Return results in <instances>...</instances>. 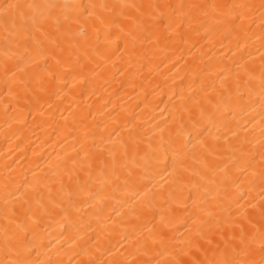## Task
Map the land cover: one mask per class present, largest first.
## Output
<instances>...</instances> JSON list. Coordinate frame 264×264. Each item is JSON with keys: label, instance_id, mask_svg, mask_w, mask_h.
Segmentation results:
<instances>
[{"label": "snow or ice", "instance_id": "1", "mask_svg": "<svg viewBox=\"0 0 264 264\" xmlns=\"http://www.w3.org/2000/svg\"><path fill=\"white\" fill-rule=\"evenodd\" d=\"M257 21L258 33L253 31ZM0 33V69L12 94L13 119L21 124L27 114L43 108L45 97L63 98L68 94L65 89L76 86L95 94L97 85L110 83L105 77L110 68L115 69L113 78L117 73L134 78L133 70L138 72L158 52L180 46L191 52L197 45L207 46V52L195 58V87L189 86L186 94L183 89L173 93L177 102L165 123L183 127L195 117V124L203 123L211 139L198 141L200 167L193 170L185 161L197 145L185 151L190 141L178 147L170 138L162 154L148 145L150 151L141 155V141L127 123V137L118 127L109 130V124L99 134L89 128L88 106L87 114L79 115V126L69 129L74 139L71 152L57 154L47 170L37 164L30 180L16 183L6 177L0 186V264H264V0L211 4L0 0ZM257 41L258 68L250 50ZM256 88L261 101L258 161L255 144L248 138L256 125L249 128L251 121L242 125L235 119L238 111H246L243 105ZM109 123L118 122L112 118ZM149 164L154 175L163 178L167 173L170 190L165 203L176 209L170 207L161 215L159 226L125 229L117 243L127 245L128 256L118 259L103 247L101 233L115 228L113 213L121 220L136 215V209L122 211L127 201L117 194L136 185L133 167ZM155 199L154 195L138 210L145 218L153 212ZM110 201L115 204L109 211ZM56 217L64 221L60 239L71 243L65 249L58 240L60 246L49 248L47 259H32L42 236L50 234L46 225ZM93 220L106 221L99 232ZM104 255L113 258L104 261Z\"/></svg>", "mask_w": 264, "mask_h": 264}, {"label": "bare ground", "instance_id": "2", "mask_svg": "<svg viewBox=\"0 0 264 264\" xmlns=\"http://www.w3.org/2000/svg\"><path fill=\"white\" fill-rule=\"evenodd\" d=\"M19 2L71 4L87 3L88 0H19ZM106 2L147 4L162 3L164 0H106ZM172 2H176V0H172ZM185 2L209 4L224 2L258 3L259 0H185ZM258 23L259 21L253 24V31L256 33L259 32ZM200 44H205V41L201 40ZM2 48L3 34L0 33V55H2ZM198 49H200V45L193 48L191 52L184 46H180L175 51L169 49L158 52L138 72L133 70L135 73L134 78L129 77L127 74L120 76L118 73L113 78L112 74L115 69L110 68L105 73V77L110 79V83L104 87L97 85L95 94H91L86 87L82 92L80 86H76L71 91L65 89L68 94L63 98L45 97L41 100L43 108H40L39 111L34 109L31 114H27L26 122L23 124L13 119L14 112L12 109L14 103L12 102V94L9 92V84L5 83L3 71L0 69V186H2L6 177L14 179L16 183L24 181L25 178L30 180L32 172L38 170L37 164L47 170V163L49 161L55 162L57 154L63 155L66 150L71 152L74 139L73 135L69 134V129H76L79 126V115L87 114L88 106H90L92 113L86 121L89 128H94L99 134L100 130L104 129L105 124H109V130L112 127H118L125 137L128 135V129L133 130L134 135L138 136L141 141V155L144 151H150L148 145H151L152 149L162 154L163 149L168 147L170 138L178 147L190 141L185 151L192 149L193 145H197L195 152L189 155L185 163L190 169H198L200 167L198 163V141L204 139L210 143L209 130L205 128L203 123L196 125L195 117L192 122L185 123L183 127L171 122L165 123L166 120H169L173 104L177 102V95L180 91L183 89L186 94L189 86L195 87L192 84L193 67L198 63L195 58L201 56L202 52H207V46ZM258 49L259 41L250 49L257 68L260 64ZM181 57L183 59H180ZM207 58V56H204L205 60ZM21 67L24 66L21 65ZM116 67H120V65L117 64ZM28 70L30 71V69ZM13 71H16V69L13 68ZM13 91L15 90L13 89ZM174 92L177 95H173ZM247 100L248 103L243 105L246 111H238L235 119L241 121L242 125L246 121H251V124L247 125L249 128L256 125L255 131L248 138L255 144L256 160L258 161L260 150V127L258 122L261 111L259 88H256L254 94L247 97ZM49 103L52 105L51 108L48 107ZM6 110L7 115L5 114ZM41 112H43V115L40 114ZM74 116L76 117L75 122ZM92 116H95V120L92 119ZM65 117L68 118L67 122L64 119ZM253 117H255L254 120ZM112 118L117 119L118 123L116 125L109 123ZM125 123H127L128 129L124 128ZM210 131L215 134L214 128H211ZM243 135L244 133L241 132V136ZM105 137L107 138V132H105ZM248 147L251 148L252 145ZM141 163L144 162L141 161ZM132 170L136 185L134 187L130 186L127 190L122 189L117 196L119 199L127 201L122 211L129 213L130 210L136 209V215H125L121 220L113 213L112 218L116 221L115 228L101 233L103 247L111 249L118 259L128 256L127 245L121 247L117 243L121 240V234L125 229L131 231L132 228H135L139 231L146 227L159 226L161 215H167L170 207L176 209V205L165 203L167 192L170 190L167 173L163 178L154 175V169L150 164L143 169L133 167ZM169 170L171 169L169 168ZM154 195L156 197L155 208L145 218V215L138 210L146 200L152 199ZM187 195L189 193L185 189V196ZM114 204L115 201L109 202V211ZM0 206H2V199H0ZM104 215H107V213ZM153 215L155 219H152ZM137 216L140 218L137 219ZM149 221L151 222L149 223ZM105 222L101 220L100 224H97L93 220L92 226L99 232ZM62 224H64V221L56 217L46 225L47 233L50 234L42 236V243L38 242V247L33 252L32 259H47V256L51 255L49 248L55 250L60 246L57 243L58 240L63 243L65 249L68 248L71 241L65 243L60 239ZM180 230L183 231V228ZM70 234V232L65 233V235ZM92 236L94 241L96 238L95 233ZM49 241H51V244ZM112 258L109 255L101 257L104 261ZM137 258L141 259L143 257ZM65 259L67 260L68 257H65Z\"/></svg>", "mask_w": 264, "mask_h": 264}]
</instances>
